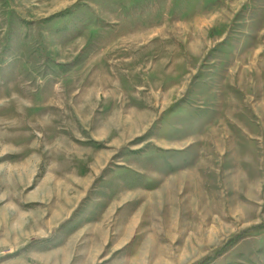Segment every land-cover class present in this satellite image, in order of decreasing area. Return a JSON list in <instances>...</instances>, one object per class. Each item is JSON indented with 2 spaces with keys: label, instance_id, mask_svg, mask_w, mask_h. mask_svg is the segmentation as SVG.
<instances>
[{
  "label": "rangeland",
  "instance_id": "rangeland-1",
  "mask_svg": "<svg viewBox=\"0 0 264 264\" xmlns=\"http://www.w3.org/2000/svg\"><path fill=\"white\" fill-rule=\"evenodd\" d=\"M0 264H264V0H0Z\"/></svg>",
  "mask_w": 264,
  "mask_h": 264
}]
</instances>
